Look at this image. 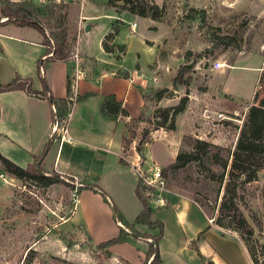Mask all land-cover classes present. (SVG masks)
I'll return each instance as SVG.
<instances>
[{"label": "rangeland", "instance_id": "1", "mask_svg": "<svg viewBox=\"0 0 264 264\" xmlns=\"http://www.w3.org/2000/svg\"><path fill=\"white\" fill-rule=\"evenodd\" d=\"M144 1L158 5L151 11L160 16L146 30L144 19L120 9L121 1L115 7L107 0H0V25L15 29L18 26L15 19H31L51 39V46L54 37H64L63 46L69 59L77 51L83 55L76 50L78 41L90 43L92 51L107 28L109 32L118 29L114 36L126 47L124 66L136 69L137 90L145 101L127 124L121 154L125 159H137V174L147 176L155 166L167 167L174 160V153L189 150L195 139L217 145L220 156L227 157L234 149L247 107L258 103L264 95L263 80L262 88L252 94L258 77V70L253 68L260 66L264 53V0ZM3 10L9 14L8 20L1 16ZM133 22L137 25L135 33L130 31ZM86 25L92 29L85 30ZM37 31L29 27L20 33L34 36ZM140 33L153 39L144 41ZM104 36L101 42L104 40L108 47H113V55L120 59L123 54L120 45L113 44L114 37ZM149 46L153 47L151 52ZM93 59L84 56L79 69L82 71L86 66L91 69ZM67 67L62 63L54 66L57 83L60 71L64 73ZM64 80L63 76L62 86ZM220 84L225 97L220 93ZM185 97L184 110L174 118V129L168 128L169 122L160 127V110L179 106ZM154 143L167 148L168 162L159 163L152 157L149 147ZM208 163L209 170L195 163L166 170L162 189L145 184L142 179L139 191L151 206L150 220L154 225L136 221L142 207L135 193L137 174L134 173L132 186V175L117 172L111 161L92 163L93 173L83 179L84 187L78 194L80 180L57 176L53 171L45 174L46 182L18 179L6 173L0 164V264H21L28 248L34 250V261L40 264H129L123 259L131 261L144 255L140 263L143 264L149 243L138 239L134 231L158 237L161 231L158 222L163 224V233L157 240V248L164 261H170L172 251L168 246L176 239L179 246L190 247L197 253L202 231L194 234L187 231L217 225L214 219L219 214L221 192L217 194L218 183L211 178V169L219 168ZM263 186L264 167L257 172L256 179L239 185L234 200L251 232L249 244L258 264H264ZM96 187L108 196L106 202L100 192L94 191ZM76 196L78 204L74 207ZM176 204L191 205L184 210L187 220L181 226L170 210ZM161 208L167 211L157 212ZM121 222L132 234L125 235L118 245L114 243L117 246L112 253L116 257L111 258L108 249L114 244L104 248L98 242L117 237L126 228ZM219 227L224 235L235 234L240 238L232 225ZM218 235L216 230L207 231L206 240L213 244ZM185 254L188 258L189 253Z\"/></svg>", "mask_w": 264, "mask_h": 264}, {"label": "crops", "instance_id": "2", "mask_svg": "<svg viewBox=\"0 0 264 264\" xmlns=\"http://www.w3.org/2000/svg\"><path fill=\"white\" fill-rule=\"evenodd\" d=\"M130 14L134 18L145 20V30L152 20H155L150 17ZM81 17H84V14ZM110 19L112 18L110 17ZM14 28L10 29L6 25H0V83L11 81L16 74L21 77H31L32 89L40 92L42 83L37 73V62L41 59L44 64L40 70L41 76L46 80L50 91L46 96L51 94L53 98L60 99L67 97V85L69 78L74 75L75 69L81 72V76L78 80V98L70 108L68 120L70 141H64L61 144L59 138L51 136L53 112L51 103L46 97L39 94H28L23 89L0 92V153L22 167H26L35 159L40 158V169L45 174L48 171H56L62 174L61 177L69 176L80 180L81 186L84 184L83 179L93 173L92 163L103 164L108 160L113 162L112 167L114 166V170L117 172L131 174L132 186H134L135 167H139L137 159L122 157L130 163L129 165H121L118 160L123 152L122 137L125 136L127 124L139 113L145 101L137 90L136 77L138 74L135 73L136 69L129 70L124 66L125 45L118 43L115 40V35L112 42L115 45L123 46L122 57L116 59L113 52H106L101 45V39L109 33L107 28V31L105 30L99 35L98 46L95 50H90V43L81 44L78 41L76 50H81L82 56L77 51V59L48 61L43 60L46 48L40 44L42 39L40 32L37 31L34 36H22L20 31L29 28V26H14ZM91 29L92 26H90ZM135 32L136 30L133 31V33ZM140 35L144 41L153 39L150 35L147 36L143 33ZM152 46L148 47L150 52ZM255 52L260 53V50L255 49ZM84 56L94 58L93 67L89 69V66H86L81 71L79 66ZM60 63L68 65V67L64 73L60 71V81L57 83L56 79L59 80V78L54 75V66ZM253 69L257 70V67ZM63 76L65 80L62 86L60 82ZM219 88L221 95L225 97L226 95L221 91L222 84L219 85ZM111 94L115 95L116 100L122 103L127 115H120L113 120L102 114L100 104L105 96ZM130 150L132 151L133 147ZM149 152L159 163L168 162L166 161L167 148L162 144L154 143L149 147ZM177 152L174 153V158ZM94 191L100 192L106 202L108 196L100 188L96 187ZM77 204L78 196L75 198L74 207ZM190 206L176 204L173 209H170L180 226L186 224L187 216L185 219L184 210L187 208L189 210ZM164 211L167 209L157 210L161 213ZM69 219L70 217L64 223ZM212 229L219 233L218 237L214 238L213 244L206 240V232ZM200 231H202V237L197 246V253L190 247L182 248L176 239L168 246L172 251L170 261L162 259L163 262L165 264H252L243 241L237 235H224L221 228L213 224L207 225L202 230L200 227H192L187 232L194 234ZM129 234L132 233L129 231ZM137 237L140 239L139 236ZM141 239L145 242L150 240L142 237ZM89 241L94 245L100 243ZM117 245L109 246L111 258L116 257L112 253V249ZM185 253H189L188 258ZM143 257L138 256L137 259L133 258L131 261L123 260L129 264H140Z\"/></svg>", "mask_w": 264, "mask_h": 264}, {"label": "trees", "instance_id": "3", "mask_svg": "<svg viewBox=\"0 0 264 264\" xmlns=\"http://www.w3.org/2000/svg\"><path fill=\"white\" fill-rule=\"evenodd\" d=\"M121 1L120 5L121 10H126L132 14H136L142 17H150L155 20H159L160 16L151 11L152 9H157L158 5L151 4L149 5L144 0H107V3L110 6L116 7V2ZM151 8V9H150ZM2 17H7V20L10 18L9 14L6 11H1ZM16 24L18 26H29L36 28L42 35L40 44L46 48L45 55L47 57L45 60L56 61L61 60L65 61L68 59L69 55L67 54L65 47L63 46V38L54 37L55 41L51 46V39H48L45 35L43 29L37 25V23L31 19L21 17L17 18ZM118 29H114L104 36L105 39L112 38L117 33ZM101 45L106 52H114L113 47H108L104 40H102ZM120 50H123V47H119ZM118 48V49H119ZM48 56V54H50ZM44 64L41 59L37 62V73L40 76L42 83V90L37 92L32 89V79L31 77H21L15 75L13 79L7 83H0V92L14 90V89H23L28 94H39L42 97H46L49 102L56 104L58 109L61 111L65 108L67 103L66 98L55 99L51 94H47L49 88L47 86L46 80L41 76V67ZM264 81V78L262 79ZM70 89L69 84L67 85V96L69 95ZM186 97L181 100L179 106H171L164 109H161L160 116L161 121L158 123L160 127L165 126L169 122V129H174V118L175 116L184 110ZM100 110L104 116L109 119H117L120 115H127V111L122 107V103L117 101L115 95H107L103 98L100 104ZM125 140V136L122 137V143ZM48 147V146H47ZM39 160L31 164H28L26 167H22L10 159L6 158L0 153V164L3 170L18 178V179H31L34 181L46 182L48 180L47 175L40 169ZM119 163L121 165H128L125 160L119 157ZM211 162V165H217L219 170L213 171L211 169V178L218 183V192L220 194V203L218 206V216L214 219L215 224L225 227L232 225L235 230L239 231L240 239L243 241L248 256L252 264H258L256 255L252 250V246L249 244V235L251 234L250 230L247 227V223L244 219V216L239 211L238 207L235 204V198L237 196V188L239 185L244 184L250 180L256 179V174L259 170L264 167V95L258 101V103L251 104L247 107L244 121L239 130L235 146L233 151L227 156H220V149L217 145H214L204 139H195L193 145L189 150L179 151L174 160L165 168L161 169L163 175H165L166 170H177L178 168L184 167L187 164L195 163L198 167L207 168V163ZM209 164V163H208ZM208 170L210 168H207ZM55 172L57 176H62V174ZM141 186V179L138 178L135 193L138 199L141 202L142 208L139 214L136 217V221L152 224L150 220L151 215V206L148 200L141 195L139 187ZM80 188L76 189L78 194ZM222 189V190H221ZM261 202L264 208V186L261 191ZM194 202H197L195 199H192ZM198 203V202H197ZM202 205V203H199ZM227 223V224H226ZM121 224L126 227L124 230L121 229L117 237L108 239L99 243L101 247H106L114 243L120 242L125 238V235L129 234V231H132L125 223ZM158 225L161 228L160 234L158 237H151L148 234L140 235L138 232L134 231L136 236L150 239L148 241V249L145 253V261L143 264H146L147 261L149 264H165L161 258L160 252L157 246V240L161 237L163 233V224L158 222ZM247 228V229H245ZM129 230V231H128ZM246 235V236H245ZM264 247V242L261 245ZM32 248H28L25 252V255L21 261V264H40L34 261Z\"/></svg>", "mask_w": 264, "mask_h": 264}, {"label": "built area", "instance_id": "4", "mask_svg": "<svg viewBox=\"0 0 264 264\" xmlns=\"http://www.w3.org/2000/svg\"><path fill=\"white\" fill-rule=\"evenodd\" d=\"M135 27H136L135 23L130 24V30L132 32L135 30ZM50 55L51 53L48 54V56ZM46 57L47 55L43 57V60ZM71 58L77 59V54L75 53L71 55L70 59ZM257 70H258V77L255 83V86L253 88V94L262 88L261 80L264 78V53L262 54L261 64L257 68ZM80 76H81V72H79L77 69H75L74 75H72L71 77L69 76L70 77L69 78L70 92L66 98L67 99L66 105L69 106V109L60 111L56 104L54 103L51 104L52 112H53L52 121H51V136L55 135L57 138H59L60 144L63 143L64 141H67V142L70 141V137L68 135V120H69V115H70V108L75 103L76 99L78 98V80ZM137 170H139V168ZM137 176L138 178L141 179V182L143 179L145 184L154 186L156 187V189L158 188L162 189L164 187L165 179L161 172V167L159 166H155L150 175L143 176L141 173H138Z\"/></svg>", "mask_w": 264, "mask_h": 264}, {"label": "water", "instance_id": "5", "mask_svg": "<svg viewBox=\"0 0 264 264\" xmlns=\"http://www.w3.org/2000/svg\"><path fill=\"white\" fill-rule=\"evenodd\" d=\"M85 29H86V30H89V29H90V26H89V25H87V26L85 27Z\"/></svg>", "mask_w": 264, "mask_h": 264}]
</instances>
